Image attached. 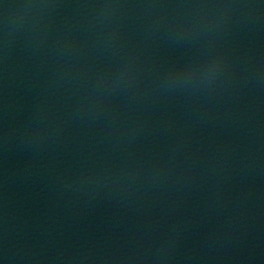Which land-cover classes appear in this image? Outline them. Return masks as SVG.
I'll return each instance as SVG.
<instances>
[{"label": "water", "instance_id": "1", "mask_svg": "<svg viewBox=\"0 0 264 264\" xmlns=\"http://www.w3.org/2000/svg\"><path fill=\"white\" fill-rule=\"evenodd\" d=\"M0 264H264V0H0Z\"/></svg>", "mask_w": 264, "mask_h": 264}]
</instances>
